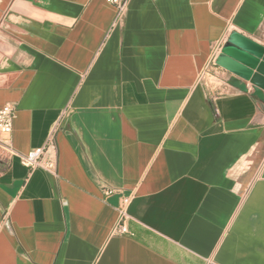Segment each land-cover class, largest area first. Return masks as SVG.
Listing matches in <instances>:
<instances>
[{
	"label": "crops",
	"instance_id": "0c3cea01",
	"mask_svg": "<svg viewBox=\"0 0 264 264\" xmlns=\"http://www.w3.org/2000/svg\"><path fill=\"white\" fill-rule=\"evenodd\" d=\"M115 19L106 0H0V264H264V87L218 64L223 85L197 80L232 31L264 46V0H127ZM42 146L51 172L20 160Z\"/></svg>",
	"mask_w": 264,
	"mask_h": 264
},
{
	"label": "built area",
	"instance_id": "2783aa9c",
	"mask_svg": "<svg viewBox=\"0 0 264 264\" xmlns=\"http://www.w3.org/2000/svg\"><path fill=\"white\" fill-rule=\"evenodd\" d=\"M108 3L112 4L116 8V19L119 21L125 12L127 0H106ZM224 42V37L219 41L215 42L212 46L209 59L204 66V68L198 74V82L203 83L209 89H215L224 84V79L215 70L217 65L216 58L222 44ZM225 43V42H224ZM15 116V106L11 103H6L0 107V147L8 152H12L11 147V133H12V122ZM51 137H49L48 142H50ZM45 151V146L37 147L31 149L25 154L20 156L22 164L27 167H42L46 171H53L55 168V161L52 158H43ZM128 203V198L123 199L122 206L119 209V218L114 227L115 233H128V228L126 226V220L128 215L126 213V206Z\"/></svg>",
	"mask_w": 264,
	"mask_h": 264
},
{
	"label": "water",
	"instance_id": "95a60500",
	"mask_svg": "<svg viewBox=\"0 0 264 264\" xmlns=\"http://www.w3.org/2000/svg\"><path fill=\"white\" fill-rule=\"evenodd\" d=\"M216 63L236 76L264 87V46L232 31L217 55Z\"/></svg>",
	"mask_w": 264,
	"mask_h": 264
}]
</instances>
